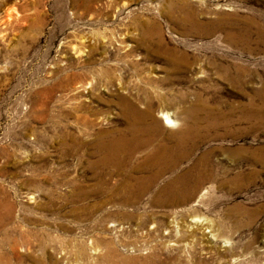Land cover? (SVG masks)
Returning <instances> with one entry per match:
<instances>
[{"label": "rangeland", "instance_id": "374dc122", "mask_svg": "<svg viewBox=\"0 0 264 264\" xmlns=\"http://www.w3.org/2000/svg\"><path fill=\"white\" fill-rule=\"evenodd\" d=\"M260 29L264 0H0V264H264Z\"/></svg>", "mask_w": 264, "mask_h": 264}, {"label": "bare ground", "instance_id": "6f19581e", "mask_svg": "<svg viewBox=\"0 0 264 264\" xmlns=\"http://www.w3.org/2000/svg\"><path fill=\"white\" fill-rule=\"evenodd\" d=\"M261 28V27H259ZM257 31V30H256ZM243 32V33H242ZM241 34L244 36L245 39H248L249 38V31L248 29L246 30H242ZM251 32V31H250ZM240 34V35H241ZM257 35H258V38L259 39H264V30L260 29L258 30L257 32ZM244 40V39H243ZM252 40V39H251ZM263 41V40H262ZM248 42V41H247ZM264 44V43H263ZM257 95H259L260 97H262L264 99V92H259L257 93ZM249 100V99H248ZM250 103V102H249ZM251 107V106H250ZM254 109V108H253ZM134 112V111H133ZM139 112V111H138ZM253 112V111H252ZM147 113V112H145ZM144 113V114H145ZM259 113V112H258ZM257 113V114H258ZM172 115H170V113L168 112H165V111H161V118L163 119L164 121V124L166 127H169V128H174L176 125H177V122L175 119L172 118ZM253 115L255 116V113L253 112ZM141 116V114H140ZM146 116V115H145ZM258 116V115H257ZM148 117V116H147ZM249 118H252V116H249ZM137 120V119H136ZM133 121V120H132ZM141 120H138L137 122H134L130 127H129V133L128 134H120L119 136H115L113 138H111V140H107V142L104 144V146H101V149L103 151L107 150L109 153H111L112 155L114 154H120L121 153H125V154H128V156L132 155V153L136 152V151H139L145 147H148L150 145H152V142L154 140L153 138V135L151 134H148V135H145V128H142L140 126V122ZM131 124V123H130ZM142 124V123H141ZM159 125L157 122H153L152 124V128H157ZM193 128V126H189L187 127L185 130L182 131V134H181V139L183 140L185 137H187L188 135V132L189 130H191ZM148 131V130H147ZM181 131V130H180ZM179 134V133H178ZM168 135V134H167ZM166 135V137H167ZM114 136V135H113ZM169 137V136H168ZM179 137V136H178ZM170 139V138H168ZM192 139V138H191ZM165 140V139H164ZM167 140V138H166ZM171 140V139H170ZM189 140V139H187ZM187 142V141H186ZM169 144V143H168ZM103 145V144H102ZM174 145V144H173ZM180 145H183L182 144V141L178 139V143L175 145L174 149L172 147H168L166 142H162L156 146H154L151 150V158H148V160L150 161H155L154 163L156 164H160V167L163 168L164 165V161H166L165 159H163L161 157V154L164 153V152H170L173 153L175 152V150L177 151H181L180 148L181 146ZM99 149V148H98ZM105 154V153H104ZM168 155V154H167ZM177 158H175L174 160L172 159L171 160V163H175L177 162L176 160L178 158L181 157V154L179 153ZM119 156V155H118ZM126 156V155H125ZM177 156V155H176ZM184 156V155H183ZM115 157V156H114ZM165 158V156H164ZM147 162V161H146ZM169 164V163H168ZM103 165V164H102ZM170 165V164H169ZM157 166V165H156ZM175 166V165H174ZM119 169V168H118ZM162 170V169H161ZM156 172H159V171H156ZM154 172V173H156ZM161 173V172H160ZM200 175V174H199ZM156 176V174H155ZM133 177V176H132ZM149 177V176H148ZM202 177V175H201ZM200 177V178H201ZM128 178V177H126ZM158 178V177H156ZM130 179V178H128ZM143 179V178H142ZM152 179V178H151ZM203 179V178H202ZM201 179V180H202ZM197 180V179H196ZM142 180H140L141 182ZM195 181V180H194ZM138 182V181H137ZM147 182V181H146ZM152 182V181H151ZM132 183V181H131ZM136 183V181H135ZM196 183V182H195ZM127 184V183H126ZM144 185V184H143ZM148 185V184H147ZM129 186V185H128ZM185 186V185H184ZM124 187V186H123ZM131 187V186H130ZM129 187V188H130ZM183 189V188H182ZM128 190V189H127ZM141 190V189H140ZM164 190V189H163ZM135 192V191H134ZM187 192V191H186ZM171 194V193H170ZM184 195V193H183ZM186 195V194H185ZM125 196V195H124ZM187 196V195H186ZM128 197V195H127ZM184 197V196H183ZM134 198V197H133ZM138 198V197H137ZM126 199V198H125ZM127 200V199H126Z\"/></svg>", "mask_w": 264, "mask_h": 264}]
</instances>
